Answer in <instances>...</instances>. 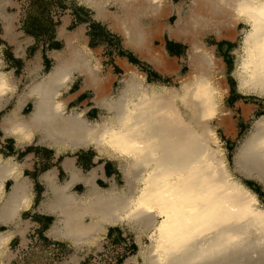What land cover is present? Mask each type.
<instances>
[{
  "label": "bare ground",
  "instance_id": "6f19581e",
  "mask_svg": "<svg viewBox=\"0 0 264 264\" xmlns=\"http://www.w3.org/2000/svg\"><path fill=\"white\" fill-rule=\"evenodd\" d=\"M75 1L118 34L127 50L171 76L177 74L176 59L154 45L166 29L171 40L188 44V73L179 89L147 86L143 73L121 61L122 87L112 94L113 78L86 47L84 28L71 32L64 22L58 31L64 49L51 54L53 68L19 96L0 126L19 142L34 135L35 143L57 154L92 148L97 159L117 163L125 185L114 178L109 188H101L95 183L98 169H93L85 178L87 190L77 197L69 187L80 178L71 170V181L47 192L50 210L61 216L53 234L77 249L111 226L146 234L150 246L141 245L137 256L144 264H264V207L234 176L209 127L215 118L226 124L221 103L227 84L224 62L203 41L207 35L232 40L235 29L245 24L231 75L239 93L264 98V0H190L187 11H175L172 28L162 22L173 13L168 0ZM4 5L0 0V20L8 32ZM75 75L83 77V90L91 89L95 106L105 112L100 121H89L84 111L66 110L61 92ZM13 90L10 76L0 69V110ZM28 96L34 109L24 116ZM1 160L0 196L3 181L20 173L18 165ZM233 165L235 173L264 189V115L254 121ZM27 195L23 184L16 185L3 210L21 208ZM3 238L0 234V242ZM137 257L126 264H136Z\"/></svg>",
  "mask_w": 264,
  "mask_h": 264
},
{
  "label": "crops",
  "instance_id": "0c3cea01",
  "mask_svg": "<svg viewBox=\"0 0 264 264\" xmlns=\"http://www.w3.org/2000/svg\"><path fill=\"white\" fill-rule=\"evenodd\" d=\"M81 19V12L76 10L73 15H68L60 20V25L56 27V33L54 34V38L51 40L52 43H56V47L50 49L51 51H49V49L45 51L44 47L40 45L41 43H38L36 39H34V22L32 21V17H27L23 20V27L21 31L18 30L16 25V17L9 18L8 23L10 29L8 32L5 29L6 21L0 20V39L4 41L6 46L14 48L10 50V55L16 63H10V66H12L10 70L16 74L19 70L18 68L20 67V71L26 74V78H21L20 81L15 80V85L13 83L14 88H18L14 91V99L16 101L21 94L28 92L30 86L34 82V56L36 62H40L42 68L46 69L47 63L50 64L54 60L51 54L54 51H61L64 49V47L62 49L60 47L61 45H64V41L58 37L59 28L66 21V29L69 31L70 27L77 26V20L81 22ZM94 21L98 23L97 20ZM84 24L85 30L83 31V36L86 47L92 51L94 57L99 61L103 73L110 74L111 78H113L111 93L116 94L118 90H116V86L120 81L119 78L124 74V70L120 66L119 62L125 61L133 64L136 68H139L138 66L140 65L142 59L136 58L134 53V61H131L129 57H120L118 55V61L111 65H105L103 63V59L99 57L101 53L100 50L103 48L100 49V47H97V35L99 31L93 30L95 29L94 26H90V28L89 23ZM91 30L93 31V35H88V32ZM101 32L99 34H101ZM234 41L235 40H231L229 38H222L220 40L216 39V45L214 46L215 50L223 46L230 49L235 43ZM168 42L170 45L166 44L164 46L168 54L170 56H175L174 58L176 59L182 58L184 48L188 47V44L176 42L170 38ZM35 45L36 53H34ZM5 49L7 50L6 47ZM113 59H115V56H113ZM77 78L79 80H77ZM23 85L24 90H22ZM83 85V77L75 75L72 82H70V84L61 92V96L66 105L67 111H84L85 117H88V115L93 113V110L100 109L95 106L92 101L93 91L91 89L83 90ZM245 97L246 95L239 93L236 87L228 89L223 94V102H227L228 105L233 104L232 109H223L222 107L224 113L226 114V124L219 126L217 129L223 130L224 141H228L230 143L235 142L241 132L237 128L247 126L251 120H255L257 118L258 113L264 111L263 103H256V101L252 102ZM9 99L6 104L9 102ZM6 104L0 112L6 108L8 105ZM28 108L32 111L34 109V99L32 96H28L21 114L23 115V112L26 109L28 110ZM34 143V135L33 139L30 141L19 142L11 135L6 136L0 126L1 161H11L13 164L20 167L19 174L9 176L3 181V192L0 196V234L4 235V238L0 242V264H14L15 261H20L19 257L21 255H16V253L14 254L15 251L13 252L12 248L16 246H27L30 248V245L38 240H42L46 245L54 244L56 242L62 243L66 248L76 250L77 248L71 240L61 236H55L53 234L55 228H57L60 224L61 216L57 211L50 210L48 205L50 199L47 198V192H49L52 185L59 186L67 181H71V170H75L77 172V177L80 178H77L78 180H73L69 187V191L77 197L87 190V182L85 181V178L93 169H98L95 183L99 187L101 184L109 183L116 178V175L112 173V169L110 168L111 166L108 162L101 163V158L97 159V155L94 156L88 154V152H78L73 155H63L62 153L57 154L55 150L51 148ZM48 151L52 152L50 153ZM48 173H50L51 178L46 177V174ZM19 184H23L28 191L26 200L21 203V208L19 209L10 207V210H3L5 203L9 199L10 192L16 185ZM250 189L255 192V187H251ZM262 192L264 193V189ZM256 194L258 197L259 193ZM113 227L114 226L109 227L105 235L112 236L114 229H116ZM4 240L6 241L3 242Z\"/></svg>",
  "mask_w": 264,
  "mask_h": 264
},
{
  "label": "rangeland",
  "instance_id": "374dc122",
  "mask_svg": "<svg viewBox=\"0 0 264 264\" xmlns=\"http://www.w3.org/2000/svg\"><path fill=\"white\" fill-rule=\"evenodd\" d=\"M167 2L171 4L170 6H172L173 8V13L167 16L166 19H164L162 22L166 28H172L175 27L177 19V13L175 11L177 10V8H183V10L187 11L190 0H168ZM76 10L78 12H81L82 14V19L80 20L81 22L77 20V26H71L69 31L73 32L74 30H77L78 27H83L85 30L84 23H89V27L94 26L95 29L93 30L99 31L98 35L96 34L98 41L97 47H100V49L103 48L102 50H100L101 53L99 57L103 59V63L105 65H111L114 62L118 61V55L120 57H129L131 61H134L133 53L124 47L122 38L118 34L109 30L104 23L100 21L96 23L94 21L96 19L94 17L93 11L80 5L75 0H5V5L3 6V12L5 15L9 16L10 18H17L16 25L19 31L22 30L23 20H25L27 17H32V21L34 22V39H36L38 43H41L40 45L44 47L45 51H47L48 49L49 51H51L50 49L56 47V43H52L51 40L54 38V34L56 33V27L60 25V20L68 15H73ZM245 27V24L242 23L235 29L236 36L233 39L235 40V43L230 49L226 46H223L215 50L216 55L222 58L225 64V81L229 86H227V90L232 89V87H236V81L233 79L231 74L237 59L236 51L240 49V45L242 42L243 35L241 34ZM100 32L101 34H99ZM91 34L93 35L92 30L88 32V35ZM168 40V32L165 29L161 35V39H156L154 41V45L163 47L166 44L170 45ZM203 41L208 46L216 45V38L213 35H207L203 38ZM5 47L7 48V50L5 49ZM60 47L62 49L64 45H61ZM11 49L14 48L6 46L4 41L0 39V69L10 76L15 85V80L20 81L21 78H26V74L20 71V67L18 68L19 70L16 72V74H14L10 70L12 67L10 66V63H16V61H14L10 55ZM188 50L189 46L185 47L182 58H175L177 61L178 70L177 74L171 76L159 74L153 66L141 60L140 65L138 66L139 68L137 69L145 75L146 85L153 86L155 84L159 87L167 86L168 88L177 87L179 89L182 84V81L180 79L185 77L188 73ZM35 51L36 45L34 47V53H36ZM113 56H115V59H113ZM171 57L174 58L175 56ZM136 58L138 57L136 56ZM54 63V60L50 64L47 63L46 69H43L40 62H36L34 56V81L42 79L45 74H47L53 68ZM119 79L120 81L116 86V90L118 89L117 92L122 87L121 81L123 79V76ZM77 80L79 79L77 78ZM15 89L18 88H14L13 94L10 96L9 102L7 103L8 105L6 104V108L2 112H0V123L2 119L14 108L16 101L14 99ZM22 90H24V85ZM60 98L62 99V96ZM245 98L252 102H261L264 106V98L249 95ZM222 107L223 109H232L233 104L228 105L227 102H223L222 98L221 109ZM26 110L23 112L24 116H27L32 112L30 108H28L27 111ZM102 115L106 116L105 112L101 110H93V113L91 115H88V117L86 118L91 122L100 121ZM263 115L264 111L258 113L256 119ZM255 120H251L247 126L238 127L237 129H239L241 132L236 141L232 143L224 141L223 130L217 129L221 125L218 124L216 118L209 122V127L216 131L219 140L218 144L215 146L216 148L222 150L227 159L228 166L231 171H233L234 176L241 182L248 185L250 188L255 187V192L259 193L258 199L260 201V204L264 207V193L262 192V185L257 180H248L247 178H244L243 176L235 173L233 165L234 154L241 143L244 141L248 133L251 131L252 125ZM48 152L51 153L52 151ZM79 152H88V154L94 156L97 155L92 148H89L88 150H80ZM62 154L73 155L68 151ZM100 162H108V164L111 166L110 168L112 169V173L116 175L117 182L123 187L125 183L123 181V176L118 169L117 163L110 160L108 157H102L100 159ZM109 186L110 183H106L101 184L100 187L107 189L109 188ZM113 228L116 229H114L112 236H107L103 233H100V235L94 238V240H92L89 245L76 250L66 248L64 244L58 242L54 243L56 245H46L42 240H38L37 243H32L33 245H30V248L27 246H16L12 248L13 252L15 251L14 254L16 253V255H25L26 257L24 260L15 261L14 264H118L117 260H120L122 262L121 264H126L128 259H133L134 257L138 256L141 245L146 247L150 246V241L147 238L146 234H138L135 231L127 228L124 229L122 227ZM136 264H144L143 259L137 257Z\"/></svg>",
  "mask_w": 264,
  "mask_h": 264
},
{
  "label": "built area",
  "instance_id": "2783aa9c",
  "mask_svg": "<svg viewBox=\"0 0 264 264\" xmlns=\"http://www.w3.org/2000/svg\"><path fill=\"white\" fill-rule=\"evenodd\" d=\"M37 242H38V241H36L35 243H37ZM33 243H34V242H33ZM32 245H33V244H32ZM32 245H31V246H32ZM25 257H26L25 255H21V256L19 257V259H20V260H24Z\"/></svg>",
  "mask_w": 264,
  "mask_h": 264
},
{
  "label": "trees",
  "instance_id": "16d2710c",
  "mask_svg": "<svg viewBox=\"0 0 264 264\" xmlns=\"http://www.w3.org/2000/svg\"><path fill=\"white\" fill-rule=\"evenodd\" d=\"M108 236H111V235H108ZM117 263H118V264H121L122 262H121L120 260H117Z\"/></svg>",
  "mask_w": 264,
  "mask_h": 264
}]
</instances>
